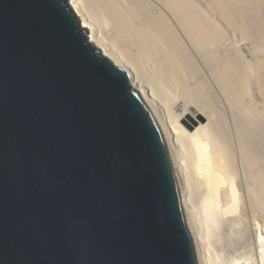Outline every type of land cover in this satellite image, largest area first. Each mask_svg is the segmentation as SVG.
I'll list each match as a JSON object with an SVG mask.
<instances>
[{
    "label": "water",
    "instance_id": "water-1",
    "mask_svg": "<svg viewBox=\"0 0 264 264\" xmlns=\"http://www.w3.org/2000/svg\"><path fill=\"white\" fill-rule=\"evenodd\" d=\"M0 264H199L167 131L74 0H0Z\"/></svg>",
    "mask_w": 264,
    "mask_h": 264
},
{
    "label": "bare ground",
    "instance_id": "bare-ground-1",
    "mask_svg": "<svg viewBox=\"0 0 264 264\" xmlns=\"http://www.w3.org/2000/svg\"><path fill=\"white\" fill-rule=\"evenodd\" d=\"M74 1L162 121L199 264H220L227 219L264 226V0ZM258 238L229 264H264Z\"/></svg>",
    "mask_w": 264,
    "mask_h": 264
},
{
    "label": "rangeland",
    "instance_id": "rangeland-1",
    "mask_svg": "<svg viewBox=\"0 0 264 264\" xmlns=\"http://www.w3.org/2000/svg\"><path fill=\"white\" fill-rule=\"evenodd\" d=\"M239 216L240 215L237 216L238 218L237 217L235 218L236 220L233 218L234 221L232 219H230L231 221L227 219V222L228 221L229 222L228 223L224 222L223 223L224 228L222 227V229L220 230L221 233L218 232L220 237L218 236L216 238H212L211 240L214 242V244L213 242H211L212 247H215V249L214 248L213 249L216 250V252L221 257L220 264H227V263L229 264L235 259L251 256L253 247L252 248L250 247L254 246V242L258 241L259 239L258 235L261 233V230L264 229V226H261L259 221L256 220L254 221V219L253 220L250 219V223H249L248 218L246 219L245 216L243 217L242 216L239 217ZM247 225L248 228H246L247 229L246 232V229L244 228L247 227ZM244 231L246 232V234L243 233Z\"/></svg>",
    "mask_w": 264,
    "mask_h": 264
}]
</instances>
